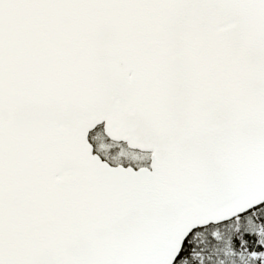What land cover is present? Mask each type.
I'll return each instance as SVG.
<instances>
[{
    "label": "snow or ice",
    "instance_id": "1",
    "mask_svg": "<svg viewBox=\"0 0 264 264\" xmlns=\"http://www.w3.org/2000/svg\"><path fill=\"white\" fill-rule=\"evenodd\" d=\"M0 264H264V0H0Z\"/></svg>",
    "mask_w": 264,
    "mask_h": 264
}]
</instances>
